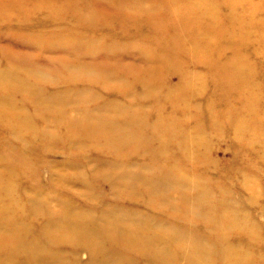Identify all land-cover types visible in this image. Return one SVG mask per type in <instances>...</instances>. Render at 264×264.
<instances>
[{"label":"rangeland","instance_id":"rangeland-1","mask_svg":"<svg viewBox=\"0 0 264 264\" xmlns=\"http://www.w3.org/2000/svg\"><path fill=\"white\" fill-rule=\"evenodd\" d=\"M4 1L0 0V73L7 71L8 77L0 82V98L7 99L0 109V172H7V194L16 203L10 205L9 198L3 200L5 195L0 198V208L11 206L8 213L2 212V223L12 216L23 230L24 240L43 243L42 230L49 220L63 223L69 215L72 219L97 217L112 209L118 216H125L123 227L130 225L133 227L128 228L135 230L138 227L132 225L135 220L131 218L165 214L147 207V200L154 196L149 195L144 183L153 179L152 174L163 172L162 161H174L189 176L203 179L215 196L223 191L245 217L264 225V149L260 146L264 141V45L258 52L252 49L253 43L264 40L245 27L249 22L264 27V0L254 1L257 12L251 16L244 13L248 0H213L217 7L215 19L222 30L220 35L213 34V42L221 45L218 50L197 48L200 39L188 37L195 35L194 29H178L174 23L184 6L196 0H181L177 8L163 4L171 0H146L147 10L154 17H140L135 8L138 0H132L128 14L118 19L103 14L104 0L68 1L64 5L70 6L69 10L58 15L45 9L39 0H25L15 7H5ZM156 1L159 4L155 7ZM197 1L201 4L211 0ZM138 23L146 25L139 29ZM153 23L161 25L156 28ZM244 34L250 37L249 42H242L238 48ZM69 38L83 41L72 53L65 49ZM193 43L195 46L190 48ZM175 44L183 49L177 50ZM23 60L38 66L41 74L31 76L26 69L16 68ZM241 60L252 65L255 86L261 91L258 105V98L254 101L261 134L253 140L248 133L240 136L237 132V137L232 125L238 118L242 121L245 111L241 107L248 104V83L223 81L226 67H237ZM149 69L155 73L152 79L158 90L142 96L144 88L136 79H145L143 73ZM181 73L187 76L182 83ZM71 75L73 79H68ZM168 91L174 92L168 96ZM66 92H77L80 103H67V108L53 113L58 118L49 121L51 110L41 106V99ZM180 94H185L184 101H179ZM112 103L121 109L120 113L118 108L105 113V105ZM4 109L12 113V119L3 116ZM27 116L29 128L16 124L25 122ZM103 116L138 122V127H132L130 133L124 128L126 135L121 142L105 141L97 137L98 132H89L95 119ZM178 123L184 126L179 128ZM185 134L198 137L197 148L191 152L188 146L192 155L189 162L178 158L186 148L180 143ZM122 175L143 179L134 185L135 194L125 192ZM244 178L255 183V191L244 188ZM31 201L33 205L41 204L46 214L32 212ZM50 201L56 203L54 208L49 206ZM59 202L66 206L61 209ZM110 226L114 228L112 221ZM178 227H187L194 234L203 231L195 225L180 223ZM230 233L232 243L236 242V233ZM260 233L262 242L257 243L251 256L255 264H264V231ZM5 237L0 242L3 257L10 248ZM55 250H76V258L69 256L68 262L84 264L89 258L87 249H75L69 241L61 242ZM25 256L17 253V261ZM134 260L142 263L139 257Z\"/></svg>","mask_w":264,"mask_h":264},{"label":"bare ground","instance_id":"bare-ground-1","mask_svg":"<svg viewBox=\"0 0 264 264\" xmlns=\"http://www.w3.org/2000/svg\"><path fill=\"white\" fill-rule=\"evenodd\" d=\"M24 1L25 0H6L4 1L3 5H5V7H15L19 6L20 4L23 5ZM68 1H72L74 4H76L83 0H39L38 2H41L40 4L44 5L45 9L47 8V10L55 13L54 15H58L62 14V12H65V10H69L70 6L64 5L65 2ZM226 1L229 2L232 0ZM254 1L255 0L247 1L249 5L248 8L244 10V13L247 16L248 14L251 16L254 14V12H257V10H255L257 5L254 3ZM180 2L181 0H171V2L167 1V4H163L168 5L170 8H177L175 6H179ZM53 3H57V6H54ZM103 3L104 4H102V6L105 7V12L102 11L103 14L107 17H116V19H118V16L128 14L127 10L133 6L132 0H104ZM137 3L138 4L135 5L137 14L140 17H146V15L149 14L145 4L146 0H138ZM157 4L159 3L156 1L153 3V6L156 7ZM36 7L38 8V6ZM182 11L183 12L179 13L174 20V23L178 29L181 27H185L186 29H194L195 35L191 36L188 34V37H196V39H200L196 41L197 48L204 50L207 48L215 50L217 48L218 50V47L221 45L220 43H214L215 39H213V34L220 35L222 34V30L220 29L219 23H217L215 19V15L217 13L216 2L211 0L202 2L200 4V2L196 0V2L185 5ZM149 16L154 17V15L151 14H149ZM75 17H78L77 10H75ZM102 18L105 19V17ZM238 20L240 22L242 21L241 18ZM153 24L156 25V28L160 27L161 25V23ZM258 24L259 23L253 24L249 22V25H246L245 27L247 30H249V32L257 34L260 39L264 40V27ZM144 25L146 24L138 23L137 28H142ZM236 25L237 24L235 23V26ZM237 27L241 28L240 26ZM210 35L211 37H209ZM244 35L245 36L242 37L241 42L237 44L238 48H241L240 45L242 42V45L249 42L250 37L246 34ZM67 40V42H65V40L63 41L66 43L67 48L65 47V49H67L69 53L75 52V50L81 47L83 43V41H80L79 39L73 40L69 38ZM263 45L264 41L255 44L253 43V52H258V50ZM193 46H195L194 43L190 48H193ZM175 48L177 50L178 48L183 49V47H179L176 44ZM12 58L13 57H11V59ZM20 62L19 67L16 68L26 69L31 76L34 75L37 77L41 74L39 71L40 69L37 68L38 66H33V64L30 65L25 60ZM262 62L264 64V60ZM250 65L251 64H248L247 61L241 60V63L236 65L237 67L231 68L230 66H227L223 73V81H235L240 84L246 82L248 83L250 88L248 87L249 89L247 90L246 95L247 101L245 100L248 104L247 107L246 105H242L241 107V111H245L243 116H241L242 121H240L238 118L239 121L237 122L235 119L236 122L232 123V125H235V134L238 132L240 136H243L248 133L253 140V137L258 139L257 135L261 134V127L259 126V122L261 120L256 115L258 108L255 106V104L258 105V97L261 94V91L258 89L259 86H255V78L253 77L252 73L253 68L252 65ZM28 73L26 72L25 74L26 78L27 75L29 76ZM143 74H145V79L139 80L138 78L136 79V82H139L144 88V93L142 96H146L158 89H156L157 87L155 86V83H153L154 80L152 78L155 74H153V69L145 70ZM7 77V71H2L0 73V82L7 80ZM73 77L74 76L72 75L70 77L68 76V79H73ZM186 78L187 76L181 73L179 81L182 83ZM192 90L194 89L192 88ZM173 92L174 91H168V96L172 95ZM182 92L183 91L180 93ZM193 92L194 91H192V93ZM75 93L66 92L61 95L55 94V96H50L47 99H41V106H47V108L52 111H50V115H48L49 121L53 122V119H57L58 117L55 118L53 113L61 110L62 108H67V103L73 102V104H75L79 102L80 98H77ZM184 97L185 94H180L179 101H182ZM256 98L258 99L254 104ZM176 101H178V99ZM6 102L7 99L4 97L0 98V109ZM116 108H118V106L113 103L110 105H105V113H110L112 110H116ZM118 110L120 113L121 109L118 108ZM2 114L6 119H12V113H10L9 110L4 109ZM88 116H91V114H88ZM29 118L30 116H27L25 122L19 121L16 122V124L21 127L29 128V126H31L29 123ZM72 118H74V116H72ZM116 119L117 118L115 116H103L101 118H96L95 123L91 124L92 126L89 128V132L91 134H97L96 132H98L97 137H100L101 139L103 138L105 141L121 142L125 137L124 135H126V131L130 133L132 127H138V122H119ZM72 125L73 124H70L69 128H72ZM177 125L179 128L184 126V124L180 123ZM124 128L127 130L122 131ZM236 135L239 137L238 134ZM183 136V141L180 143L182 146L186 145V148L183 149L182 153L180 152L178 158L187 160L189 162L192 159V155L189 153V150L192 152L194 147L197 148L198 137L189 136L188 134ZM134 137H136V135ZM188 146L189 148L191 147V149L188 150ZM260 146L264 149V141L263 143H260ZM167 162H161L162 167L164 166L162 173L157 175L152 174L153 179L149 178L150 180L148 179V181L144 180L147 181L144 183L148 187L147 192H149V195L154 196V198L152 197L147 200V207L161 210V212L165 214L131 218L132 220H135V223L132 225L138 227L135 230L128 228L133 227L130 225L126 228L123 227L124 220H126L124 215L118 216L115 214L116 212H112V209H110V211L108 209L103 211L97 217L91 215H82L83 217L72 219V217L70 218L71 215H69L68 218L65 217V222L63 223H58L55 220H49L42 230V235L44 236L46 242L39 243L34 242V240H24L22 237L23 230L16 226L12 216H8V219L6 218L7 223H2V212L8 213L7 210H11V206H8L7 209L0 208V242H4L6 238L5 236L7 235V245L9 244L10 246V248L8 247V254H6L4 257L0 256V264H80L71 260V262L67 261L69 256L76 258L77 255H74V252L77 253L76 250H70L66 253H58L60 251L55 250L59 244L64 241H69L75 249H78L80 246L87 249L89 258L87 263L84 264H136L134 257H139L142 261L141 264H255L254 258L251 257L253 255L252 250H256V246H259V243L262 242L261 238L263 234L260 232L264 231V225L261 226L260 224H257L256 221H251V218L245 217L236 206H234L226 197H224L226 194L222 190V192L218 191L219 194L215 196L214 192L211 191V188L206 185L203 179L196 176H189L188 172L178 168L176 164L177 162L173 161V163L170 164ZM105 171L108 170L105 169ZM128 176L129 175H122L120 177V180L122 181L121 186L125 188V192H128L129 194H135L134 185L136 182L139 183V180L143 179L141 177L131 178ZM5 180H7V172H0V198L5 195V198H2L3 200L9 198L11 203L10 205L15 204L16 201H13L10 196L8 197L7 191L9 190V185L4 183ZM242 183L245 189H252L251 191H255V183H251L247 178H244ZM167 187H169L170 190L163 191L164 189H167ZM222 193L224 194L222 195ZM59 204H61V209L66 206V203L63 202H59ZM31 205L32 212L46 214V210L41 208V204L37 203L33 205L31 201ZM54 205H56L55 202H49V206H53L54 208ZM75 216L77 217L79 215ZM111 221L113 222L114 228L110 226ZM180 223L186 224L187 226H201L202 228H200L203 231L199 234H194L188 231L189 229L187 227L183 230L179 229L178 225ZM230 232H233V236L234 232L236 233V242L233 240L232 243ZM207 239H213L214 241L207 242ZM257 243L259 245H257ZM252 244L254 246H252ZM49 245H52L54 248H49ZM17 253L26 255V259L18 262V259L16 258Z\"/></svg>","mask_w":264,"mask_h":264}]
</instances>
